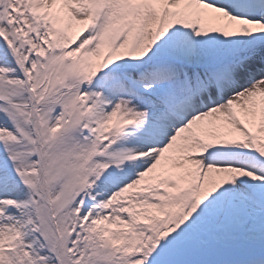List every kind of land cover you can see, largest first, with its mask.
I'll return each mask as SVG.
<instances>
[{"label": "snow or ice", "instance_id": "1", "mask_svg": "<svg viewBox=\"0 0 264 264\" xmlns=\"http://www.w3.org/2000/svg\"><path fill=\"white\" fill-rule=\"evenodd\" d=\"M0 264H264V0H0Z\"/></svg>", "mask_w": 264, "mask_h": 264}]
</instances>
